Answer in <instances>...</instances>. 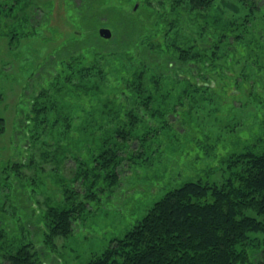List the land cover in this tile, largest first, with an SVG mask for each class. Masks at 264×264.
Listing matches in <instances>:
<instances>
[{
  "label": "rangeland",
  "instance_id": "rangeland-1",
  "mask_svg": "<svg viewBox=\"0 0 264 264\" xmlns=\"http://www.w3.org/2000/svg\"><path fill=\"white\" fill-rule=\"evenodd\" d=\"M253 1L248 11L236 0H214L202 11L192 8L181 26L166 25L164 15L185 0H159L156 10L141 8L137 0H20L2 11L3 196L17 193L18 181L13 185L7 172L17 162L20 183L34 188L32 201L40 208L68 206L65 190H80L73 176L79 161L95 160L94 128L104 125L101 132L108 135L116 124L127 128L124 120L140 138L123 160L120 185L91 199L74 231L58 237L39 264L85 263L131 229L167 190L188 180L221 183L229 176L230 155L264 148V2ZM136 9L145 23L151 12L160 17L141 46L129 43L139 26L132 18ZM200 12L197 21L193 17ZM101 28L110 30L109 38ZM226 30L237 38L225 39ZM167 44L182 45L173 54L184 62L189 58L191 70L183 72L178 61L168 72L161 70ZM138 59L143 62L136 65ZM196 65L202 67L199 75ZM179 73L189 83L176 80ZM195 80L202 84L194 86ZM38 92L41 110L33 115L29 110ZM107 110L114 114L109 123ZM87 149L84 159L80 152ZM249 236L262 239L264 233Z\"/></svg>",
  "mask_w": 264,
  "mask_h": 264
},
{
  "label": "trees",
  "instance_id": "trees-1",
  "mask_svg": "<svg viewBox=\"0 0 264 264\" xmlns=\"http://www.w3.org/2000/svg\"><path fill=\"white\" fill-rule=\"evenodd\" d=\"M137 1L141 8L156 10L155 3L159 0ZM213 1L185 0L184 6L178 3L175 12L164 15V23L181 26L192 8L202 11L204 7L213 5ZM236 1L248 5V11L252 10L253 0ZM19 2L0 0V19L5 18L2 11L6 8L13 10ZM134 13L137 17L132 15V18L139 21V26L129 36V43L141 46L146 30L160 17L151 12L145 15V23L138 17V9ZM245 15L248 17L246 20H252L253 16L249 13ZM195 17L200 21L201 12ZM199 26L204 29L203 22H199ZM223 35L228 40H231L230 37L237 38L227 30ZM202 46L200 41L198 47L203 49ZM181 47L177 44L166 45L168 53L165 57L168 58L163 63L162 71L171 70L172 63L176 61L184 64L183 72L191 70L189 58L184 62L173 54L175 49L178 52ZM144 49L142 45V51ZM53 58H47L44 64L50 63ZM142 62L138 59L135 64ZM195 68L199 70L196 71L199 75L201 65ZM153 70L156 71L155 68ZM182 74H177L176 80L184 79L189 83L190 79ZM194 82V86L202 84L196 80ZM77 92H81V99L84 92L79 89ZM39 96L40 92L33 97L29 110L33 115L41 110L36 100ZM113 115L112 110H107L108 123L114 118ZM132 115L130 113L128 118L135 127L136 120ZM3 120L0 117V128ZM123 122L127 128L116 124L114 130L110 128L108 135L101 132L100 127L104 125L100 124L90 132V138L97 141L96 157L93 154L95 160L88 163L79 161L78 171L73 176L80 190L76 187L77 191L65 190L68 206L47 204L45 208H40L37 201H32L34 188L27 190L20 183V165L17 162L9 165V180L13 185V181L17 180L18 183L15 185L17 193L15 190L8 191L4 196L0 193V264L43 263L40 262L42 254L54 247L58 237L71 234L83 212L91 209L89 201L98 199L106 190L113 191L120 185L123 160L125 156L130 157L133 151L131 143L140 140L133 135L129 125L131 122ZM89 152L88 149L83 150L80 155L86 159ZM228 159L229 176L222 179L221 183L188 180L167 190L122 237L111 239L102 252L92 255L83 264H264V238L250 240L249 236L251 233H264V148L245 149L230 155Z\"/></svg>",
  "mask_w": 264,
  "mask_h": 264
},
{
  "label": "water",
  "instance_id": "water-1",
  "mask_svg": "<svg viewBox=\"0 0 264 264\" xmlns=\"http://www.w3.org/2000/svg\"><path fill=\"white\" fill-rule=\"evenodd\" d=\"M99 33H100L102 36L106 37V38H109L110 35H111V32H110V30H109L108 28H101V29L99 30Z\"/></svg>",
  "mask_w": 264,
  "mask_h": 264
},
{
  "label": "flooded vegetation",
  "instance_id": "flooded-vegetation-1",
  "mask_svg": "<svg viewBox=\"0 0 264 264\" xmlns=\"http://www.w3.org/2000/svg\"><path fill=\"white\" fill-rule=\"evenodd\" d=\"M255 1H259V2H264V0H255ZM263 9V7H261V10Z\"/></svg>",
  "mask_w": 264,
  "mask_h": 264
}]
</instances>
